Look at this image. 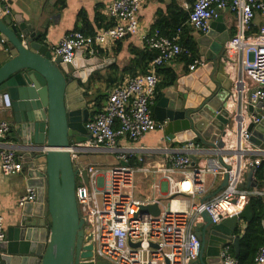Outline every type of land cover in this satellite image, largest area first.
Listing matches in <instances>:
<instances>
[{"label":"built area","instance_id":"1","mask_svg":"<svg viewBox=\"0 0 264 264\" xmlns=\"http://www.w3.org/2000/svg\"><path fill=\"white\" fill-rule=\"evenodd\" d=\"M143 1L112 0L108 8L114 25L93 35L70 31L52 49L54 58L60 57L62 62L71 64L78 50L99 54L100 49L118 40L138 35L155 53L147 71L115 84L105 106L85 123L90 139L82 146L114 155L127 164L90 166L87 183L78 174L76 199L85 233L83 245L92 243L93 258L110 264H192L200 253L196 228L203 222L202 212L209 215L212 223H219L243 211L251 197H260L264 202V146L251 141L252 132L248 129L251 124L256 126L264 120V26L257 32L252 31L256 13L264 14V0H196L186 22L206 34L219 12L228 11L235 16V34L225 43L220 56V62L232 70L226 107L229 123L223 137L225 145L221 148L217 141L210 145L188 141L162 148L137 144L146 134L162 131L164 127L151 110L160 82L158 69L183 54L192 55L180 44L183 27L171 37L158 31L151 34L141 31L137 13ZM8 15L11 10L1 0L0 16ZM202 65L204 62L197 58L188 69L193 71ZM260 103L263 104L258 106ZM10 107L9 96L1 95L0 108ZM8 132V122L0 120V139ZM68 151L72 160L77 157L72 148ZM159 153L165 163L148 165L146 156ZM196 154L204 157L193 163L192 155ZM133 157L136 160L132 161ZM0 169L5 176L23 171L15 145L0 146ZM251 169L255 183L252 188L247 187ZM138 174L152 175L151 196L136 197ZM157 175L165 183L156 182ZM257 175L261 176L259 187ZM208 176L212 181L226 179L227 184L218 194L202 202L200 199L208 193ZM35 200L36 192L29 188L19 198L18 205ZM152 204H158L159 215L142 212L143 206ZM262 224L264 227V220ZM89 235L91 239L85 240ZM5 239L4 218L0 215V243ZM221 257L225 264H238L231 246L224 247ZM251 264H264V243Z\"/></svg>","mask_w":264,"mask_h":264},{"label":"water","instance_id":"2","mask_svg":"<svg viewBox=\"0 0 264 264\" xmlns=\"http://www.w3.org/2000/svg\"><path fill=\"white\" fill-rule=\"evenodd\" d=\"M37 20L0 16V96L7 94L11 101L9 132L0 139V146H16L24 184L36 192L35 201L20 206L15 225L0 243L1 264H110L93 258L92 243L83 245L85 233L76 199L79 173L87 183L90 166H103L108 158L109 165L127 164L114 155L82 146L90 139L85 127L91 115L89 87L106 63L98 54L84 50L76 52L71 64L54 58L42 41ZM220 21L218 14L209 31L197 39L204 65L176 74L173 84L163 88L151 106L154 118L164 125L162 132L168 143L198 140L209 144L217 141L220 148L225 145L231 80L220 55L230 34ZM48 24L49 20L45 21L42 28ZM248 129L251 141L264 146V120ZM70 148L77 153L73 160ZM192 160H196L193 155ZM252 178L251 169L247 187L255 186ZM226 184L225 179L223 186ZM141 210L154 216L160 213L158 204ZM201 215L203 222L196 231L200 253L192 264H225L221 252L232 245L238 255L237 231L242 221L252 219L251 207L247 204L243 211L219 223H212L206 212ZM90 239L89 235L85 240Z\"/></svg>","mask_w":264,"mask_h":264},{"label":"crops","instance_id":"3","mask_svg":"<svg viewBox=\"0 0 264 264\" xmlns=\"http://www.w3.org/2000/svg\"><path fill=\"white\" fill-rule=\"evenodd\" d=\"M111 1L112 0H65L64 6L60 8L56 6L57 0H6V4L11 10V15L6 16L5 18L12 20L15 15H21L25 20L29 21L32 20L33 17H38L36 25L43 33L42 41L48 45L52 51L53 47L70 31L81 30L86 35H93L102 28H108L114 25V19L110 17L108 8ZM191 7L192 3L190 0H144L137 13L140 29L147 34L154 33L155 31L163 34L160 26L166 24L169 19H171L173 13L181 12L186 14L191 11ZM219 15L222 17V21L220 22L222 25H225L229 31L230 39L236 31L235 16L228 11L219 12ZM47 20H49L48 26L42 28V25ZM213 21L214 19L211 23ZM263 26L264 14L258 12L253 21L252 31L257 32ZM189 28L188 36L195 40L199 54L197 39L203 34L190 26ZM215 34L219 35L216 31ZM145 49L148 50L141 37L138 35L126 37L125 39L116 41L106 49H100L98 55L104 60L106 66L96 75L94 83L89 87V89L91 88L89 93L91 95V101L89 103L91 112L96 107V102L94 100L99 99L103 108L107 102L109 91L115 84H119L129 77L139 74V68H137L136 63L138 58L137 54ZM163 67L172 69L177 75L189 71L188 66L182 61V57L177 58L175 61ZM225 73L231 80L232 70L225 67ZM159 77L161 80L164 76L159 74ZM10 108H0V120L9 122V117L11 116ZM198 142L200 145H210L208 142ZM137 144L146 148L178 146L177 143H168L161 130L146 134ZM210 155L213 154H207L205 156ZM161 156V153L153 157L146 156L147 164L151 166H160L162 163H165V160H163ZM203 157L204 154H198L195 156V161H198ZM133 160H136V157H133L132 161ZM109 161L111 162L110 158L104 161V163L106 162L107 164L103 166H111L109 165ZM141 176L146 180H151L153 182L152 175L143 176L142 174ZM161 178V175H157L156 182ZM161 182L165 183V180ZM223 185V179L217 178L216 181H212L211 177L208 176L206 179L208 193L202 198H207V200L210 199L223 189ZM259 186L260 183L258 182L257 187ZM28 189L29 188H27L23 181V171L11 176H5L0 169V215L4 218L6 236L8 229L15 225V217L20 208L18 205L19 198L21 195L25 194ZM245 222L246 221H242L240 224L242 229L246 226ZM233 256L236 258V255L233 254Z\"/></svg>","mask_w":264,"mask_h":264},{"label":"trees","instance_id":"4","mask_svg":"<svg viewBox=\"0 0 264 264\" xmlns=\"http://www.w3.org/2000/svg\"><path fill=\"white\" fill-rule=\"evenodd\" d=\"M2 1L6 3V0ZM64 1L65 0H57L56 6L60 8L63 7ZM195 1L196 0H190L192 5ZM188 17L189 12L186 14H183L181 12L173 13L171 15V19H169L166 24L160 26L162 33L168 37L173 36L178 28L183 27V33L181 35L180 44L182 47L188 49L192 53L190 57L185 54L180 56L182 57V61H184L185 65L187 66L191 64L195 59L199 58L195 40L188 36L190 29L189 26L186 25ZM137 55L138 58L136 63L137 68H139L138 72L139 74L145 73L147 71L148 64L153 59L155 53L149 49H145L144 51L139 52ZM158 73L162 74L164 77H162L157 86V94L155 97V101L158 100V98L160 97L159 92H161V89L173 84L176 79V74L172 69L161 67L158 69ZM94 101L96 102V107L91 112L90 116H93L95 113H98L102 109L99 99ZM195 142L199 144L198 140H196ZM130 164H133L132 161ZM257 180L260 182V175H257ZM260 185H262L261 182ZM248 204L250 205L252 210V219L245 222L246 226L244 229L240 228L237 231V235L239 237V251L238 255L236 256V259L238 261V264H251L258 249L264 243V227L262 224L264 220V202L260 197H251ZM231 250L235 255L233 246H231Z\"/></svg>","mask_w":264,"mask_h":264},{"label":"rangeland","instance_id":"5","mask_svg":"<svg viewBox=\"0 0 264 264\" xmlns=\"http://www.w3.org/2000/svg\"><path fill=\"white\" fill-rule=\"evenodd\" d=\"M142 174H138L136 176V189L135 194L138 198H146L148 196H151L154 192L152 189L151 180L148 181L144 177L141 176ZM144 176V175H143ZM138 177V179H137ZM163 178V177H162ZM160 179L158 182L164 181L165 179Z\"/></svg>","mask_w":264,"mask_h":264},{"label":"bare ground","instance_id":"6","mask_svg":"<svg viewBox=\"0 0 264 264\" xmlns=\"http://www.w3.org/2000/svg\"><path fill=\"white\" fill-rule=\"evenodd\" d=\"M175 204H176V202H175Z\"/></svg>","mask_w":264,"mask_h":264}]
</instances>
